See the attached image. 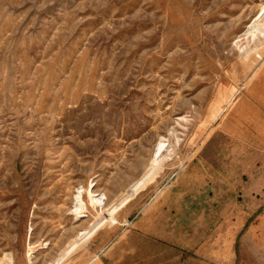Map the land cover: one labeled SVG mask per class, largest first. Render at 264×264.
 <instances>
[{
	"label": "rangeland",
	"instance_id": "obj_1",
	"mask_svg": "<svg viewBox=\"0 0 264 264\" xmlns=\"http://www.w3.org/2000/svg\"><path fill=\"white\" fill-rule=\"evenodd\" d=\"M264 264V0H0V264Z\"/></svg>",
	"mask_w": 264,
	"mask_h": 264
},
{
	"label": "crops",
	"instance_id": "obj_2",
	"mask_svg": "<svg viewBox=\"0 0 264 264\" xmlns=\"http://www.w3.org/2000/svg\"><path fill=\"white\" fill-rule=\"evenodd\" d=\"M59 264H67L64 262V260H61ZM82 264H106L103 258L99 253L92 254V256L85 261H83Z\"/></svg>",
	"mask_w": 264,
	"mask_h": 264
}]
</instances>
